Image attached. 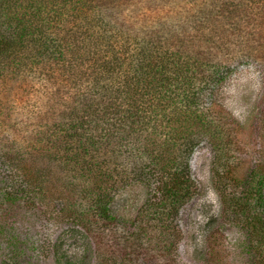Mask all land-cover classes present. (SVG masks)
I'll list each match as a JSON object with an SVG mask.
<instances>
[{
    "label": "trees",
    "instance_id": "16d2710c",
    "mask_svg": "<svg viewBox=\"0 0 264 264\" xmlns=\"http://www.w3.org/2000/svg\"><path fill=\"white\" fill-rule=\"evenodd\" d=\"M133 1L0 0V87L29 85L49 102L34 105L23 141L0 137V264H34V254L137 264L149 232H175L200 196L201 145L214 154L223 219L244 232L249 264H264V152L237 174L216 109L240 68L264 71V0H199L152 20L127 14ZM136 185L151 195L131 228L113 204Z\"/></svg>",
    "mask_w": 264,
    "mask_h": 264
},
{
    "label": "rangeland",
    "instance_id": "374dc122",
    "mask_svg": "<svg viewBox=\"0 0 264 264\" xmlns=\"http://www.w3.org/2000/svg\"><path fill=\"white\" fill-rule=\"evenodd\" d=\"M198 1L134 0L127 14L141 19L147 16L150 20L169 14L178 18L175 16L178 12L184 14L196 10ZM43 87L48 88L44 84ZM4 88L0 87V137L8 142L14 138H22L23 141L31 129L28 115L34 105L35 108L48 107V98L45 93L35 95L29 85L12 91L9 85ZM53 92L56 93L57 88ZM216 109L232 128L231 160L234 168L237 174L246 177L256 167L264 152V71L253 65L240 68L219 88ZM213 162L211 148L201 145L192 161L193 174L201 189L200 196L182 210L175 232L166 237L159 232H149L139 248L144 259L136 261L137 264H216V260L214 262L210 256L211 244L216 239L217 264H249L244 252V232L223 219V204L213 181ZM150 195L145 187L132 186L117 196L113 211L131 227ZM205 202L216 216L211 226L205 220L207 215L202 208ZM38 225H35V229ZM213 234H216L215 240ZM125 245L124 242L122 246ZM109 251L113 253L115 249L109 247L105 254ZM124 253H128V248ZM34 258V264H57L51 255L34 254ZM94 263L92 259L89 264Z\"/></svg>",
    "mask_w": 264,
    "mask_h": 264
}]
</instances>
